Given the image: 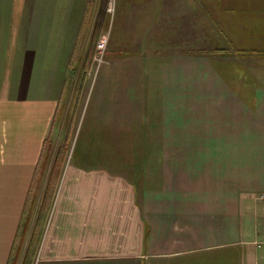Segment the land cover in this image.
I'll return each mask as SVG.
<instances>
[{
	"label": "crops",
	"instance_id": "0c3cea01",
	"mask_svg": "<svg viewBox=\"0 0 264 264\" xmlns=\"http://www.w3.org/2000/svg\"><path fill=\"white\" fill-rule=\"evenodd\" d=\"M97 6L0 0V264H264V83H234L232 61L264 62V0H126L109 44L117 35L120 56L146 44L150 62L100 70L94 132L69 159L57 127L73 61L110 25ZM201 51L224 83L173 78L200 76ZM117 102L131 108L121 118ZM138 108L161 124L166 109L184 124L192 108L190 136L178 128L161 137L176 148L132 146L137 127L117 134V122L137 124Z\"/></svg>",
	"mask_w": 264,
	"mask_h": 264
},
{
	"label": "rangeland",
	"instance_id": "374dc122",
	"mask_svg": "<svg viewBox=\"0 0 264 264\" xmlns=\"http://www.w3.org/2000/svg\"><path fill=\"white\" fill-rule=\"evenodd\" d=\"M98 2L97 6V15L102 16V14L107 15L110 20V25L108 29L106 30V35L112 37V35L116 32V25H117V18L118 13L120 10L124 9V2L126 0H96V3ZM121 6V9L119 7V10L117 11V6ZM104 16V17H105ZM103 17V19H104ZM98 18V16H97ZM102 19V20H103ZM93 23L95 25H98L99 20H94ZM103 35V33H102ZM102 35H99L100 37ZM93 36V35H92ZM100 37L97 40V43L95 45V49H93L91 54H89V51H91L93 47L92 41H90L87 45H85V48L88 50V52L83 54V57L78 61H73L75 63V75L70 76L68 79L69 85V91H67L66 97L63 100V103L66 104V107L64 109V115H61V119H59L58 127H57V134L58 139L56 140V149L62 150L61 153L64 150L67 151V156L69 159L73 157H77L78 153L82 149V141L83 136L84 139L90 138L92 135L91 133L94 132L93 127L94 124H89V118L92 120V115L94 111L96 110V105L98 101L100 100V95L104 94V90L107 91V88L104 87L105 81L102 75H100V70L104 68H145L148 66V57L146 59L140 60L141 56L146 57L148 55V47L146 44L143 46V51L137 50L135 54L130 53L125 55H117V48L120 45H117V35L115 39H112V43L107 45V48L103 54H100L97 48L98 41ZM92 39V37H91ZM137 45V44H136ZM136 45L133 47L136 48ZM139 45V44H138ZM213 52V51H212ZM211 52V53H212ZM210 51H201V52H195V56L199 57L201 56L202 61V72L201 75H190L188 73H191L189 70L186 71L187 74L182 75L181 77H173L178 78V80H183L184 83H186V87L188 85H192V83H199L201 82L203 85V89L209 88L211 85H214L216 83H224V76H216L213 75V71L210 69V59L211 57L209 54H211ZM215 53V52H214ZM213 53V54H214ZM216 54V53H215ZM192 56V55H191ZM90 57V58H89ZM213 57V55H212ZM235 68L237 71V76L234 77V83H264V62L258 59H244L243 56L240 54H234L233 56ZM257 58V57H255ZM198 59H196V62ZM263 62V64H262ZM245 63L247 68L250 67V71L253 75H246L244 78H242V70L241 68L244 66ZM91 68V72L89 75H84V71ZM246 68V67H245ZM124 77L117 76V92L120 88V80ZM136 79H149L147 76H136ZM144 79V80H145ZM200 80V81H199ZM171 89L170 93L176 92V88H169ZM140 99L145 98V91L143 85H140ZM193 92V91H192ZM194 93V92H193ZM192 94V93H191ZM202 95H205L208 99L212 95L210 91L203 92ZM172 99H171V105H172ZM204 105V103H203ZM131 108H124L121 106L120 102H117V118L120 115L128 114V111H130ZM161 110V109H160ZM168 112V116L171 117L169 120L171 122L166 124L160 123V113L153 114L152 109H146V108H138V117H137V124H129V123H120L117 122V134L120 132H127L132 133L134 130V127L136 126L138 129L137 136H141V139L139 140H131L132 146L135 147H148V148H161V147H169V148H176L178 145L177 138H169V139H163L161 138L163 135H169L177 137L179 130H184L188 135V132L192 129L193 123L191 122V111H194L192 108H186V113H189L186 115L185 123H178L177 122L182 119L175 118L176 109L174 108H168L166 109ZM156 112V109L154 110ZM174 117V118H173ZM133 119V118H132ZM95 127H98V124H95ZM165 130L167 128L168 131H170L169 134H162L161 131ZM179 128V130H178ZM91 130V131H90ZM91 132V133H90ZM89 134L87 137L86 135ZM86 137V138H85ZM90 142L95 140H88ZM120 147L123 146L122 142L117 140V146ZM125 141H123L124 143ZM95 144H91L89 147H93ZM131 146V145H130ZM58 152V151H57ZM63 154L58 157V159H61L63 157ZM80 155L77 159H80ZM70 161V160H69Z\"/></svg>",
	"mask_w": 264,
	"mask_h": 264
},
{
	"label": "built area",
	"instance_id": "2783aa9c",
	"mask_svg": "<svg viewBox=\"0 0 264 264\" xmlns=\"http://www.w3.org/2000/svg\"><path fill=\"white\" fill-rule=\"evenodd\" d=\"M109 42V36L104 34L100 37L98 44H97V48L98 51L100 52V54H103L107 48ZM264 199V196L262 197Z\"/></svg>",
	"mask_w": 264,
	"mask_h": 264
}]
</instances>
